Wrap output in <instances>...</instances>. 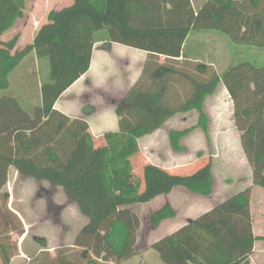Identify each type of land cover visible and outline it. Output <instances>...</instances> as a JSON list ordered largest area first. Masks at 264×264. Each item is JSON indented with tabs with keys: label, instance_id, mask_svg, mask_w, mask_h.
Returning a JSON list of instances; mask_svg holds the SVG:
<instances>
[{
	"label": "trees",
	"instance_id": "trees-1",
	"mask_svg": "<svg viewBox=\"0 0 264 264\" xmlns=\"http://www.w3.org/2000/svg\"><path fill=\"white\" fill-rule=\"evenodd\" d=\"M24 6L25 0H0V36L16 25ZM101 31L109 42L149 56L140 79L117 106L118 131L105 134L99 143L87 121L71 119L55 105L90 70L95 36ZM203 31L219 32L234 44L264 48V0H206L198 10L192 0H74L71 7L48 15L33 46L18 57L6 59L0 49V93L8 88L9 67H17L25 56L34 53L50 62V82L42 85L41 105L33 113L14 98H0V264H10L17 254L14 235L26 233L4 191L11 167L61 188L88 219L74 242L87 264H120L136 256L141 220L133 206L177 187L211 196V162L189 174H173L149 163L141 182L132 162L140 152L138 140L176 115L197 111L196 128L207 133L210 119L203 105L222 82L234 104L253 183L264 190V67L244 61L221 76L213 65L180 60L189 36ZM161 56L166 57L164 63ZM196 128L171 131L173 150L183 152L181 141ZM250 199L247 189L152 248L164 264H250L257 240ZM175 215L166 204L153 214V226ZM51 264L75 263L61 256Z\"/></svg>",
	"mask_w": 264,
	"mask_h": 264
},
{
	"label": "rangeland",
	"instance_id": "rangeland-1",
	"mask_svg": "<svg viewBox=\"0 0 264 264\" xmlns=\"http://www.w3.org/2000/svg\"><path fill=\"white\" fill-rule=\"evenodd\" d=\"M27 1V12L31 14L34 12L32 3L36 0ZM192 2L194 9L198 10L205 0H192ZM46 5V24H48L47 16L52 11L57 12L72 6L67 0H46ZM48 5L51 6L48 8ZM41 18V24L44 25L45 17ZM104 33L106 32H98L96 36L104 35ZM194 35L198 38H191L189 47H194L198 53H203L204 63L213 65L221 76L232 65L244 61L252 62L257 67H264V48L231 43L226 36L215 31L194 32ZM33 57L31 55L25 60L27 69L31 68ZM35 68H31L33 74L30 73L28 76L27 73H23L21 77L26 80L30 77L31 83L50 82L48 58H42L38 62L36 73ZM227 93L222 82L216 96L208 101L206 109L210 122L207 133L196 128L199 115L193 112L178 115L155 135L145 137L147 140L143 141L141 146L139 144L140 152L132 162L135 178L141 182L142 169L149 163L160 166L173 174H189L195 172L198 167L201 168L211 162L212 169L214 167L215 181L213 199L223 202L222 198L227 200L241 193V183L247 179L242 177L248 176V166L243 165L239 158L240 134L235 128L234 104ZM191 128L196 129L181 141L184 150L177 153L170 144L169 133ZM28 179L31 184L28 185L29 187L18 185L19 187L17 186L18 188L13 191L12 208L21 216L19 217L27 232V237L24 239L17 235L12 238V241L17 242L18 245L17 254L12 258L13 260L18 257L14 264H51L61 256L67 260L69 258L75 264H87L80 254L83 250L76 248L74 242L88 219L80 214L76 204L69 201L61 188L51 186L45 181ZM41 183L46 184V190L41 187L43 185ZM173 191L169 196L163 195L152 202L131 208L141 220L136 247L137 254L120 264H164L152 245L170 235L171 230L177 226L174 222L184 225L189 220L206 213L204 208L207 203L205 201H208L207 198L198 197L183 187H177ZM167 199L174 204L176 217L161 223V226L154 227L152 216L166 204ZM219 200L216 204H219ZM259 200H264L263 194L255 193L254 201ZM170 222L175 226L169 225ZM101 264H116V262Z\"/></svg>",
	"mask_w": 264,
	"mask_h": 264
},
{
	"label": "crops",
	"instance_id": "crops-1",
	"mask_svg": "<svg viewBox=\"0 0 264 264\" xmlns=\"http://www.w3.org/2000/svg\"><path fill=\"white\" fill-rule=\"evenodd\" d=\"M67 2L71 5L74 4V0H67ZM203 3L204 2H202V4ZM27 5L28 1L25 0L22 17L18 19L16 25L12 29L8 30L0 36V49L5 53L4 55L6 56V59L18 57V55L24 52L28 47L33 46L40 29L44 25H46V0H36L35 3H32V6H34V12L31 14H28L27 12ZM50 6L51 5H48V8ZM42 16L45 17L43 21L44 25H42V22L40 21L42 19ZM191 38L198 37H196L194 33L189 36L184 47V53L180 60L192 59L196 62L204 63L203 53H198L194 47H189ZM31 55L34 56L33 59L31 58V68L36 67L34 72H37V64L42 58H38L34 53L25 56L24 58H22L20 64L17 67L16 65L13 67H9V71H12L8 77V88L0 93V98L9 97L16 99L20 103V105L30 114L33 113L36 107L41 105V87L43 85V83L39 82L31 83L30 77L27 78V80L21 77L23 73H27L28 76L30 73L33 74V69H27V65L25 63V60ZM148 56L149 53L145 51L109 42L106 33H104V35L99 34L95 36V45L93 49L90 70L86 74H84L78 81H76L67 91H65L64 94H62V96L57 101L55 108L71 119H81L87 121L90 125V132L95 141L99 143L103 142V136L105 134L118 131L119 117L116 114L117 106L125 99L132 87L140 79ZM165 61L166 57L161 56L160 63H164ZM217 91L215 92V94L207 97L204 102L203 110L206 114L207 103L211 98L213 99L214 96H216ZM193 112L197 111H192L188 114H191ZM177 116L178 115L170 119L167 123H171V121ZM167 123L165 125H167ZM235 128L237 133L240 134V147L238 146V151L240 152L239 158L243 165L248 166V176L242 177L247 179H245L243 183H241L242 189L240 190V192H244L247 189H252L250 210L252 215L253 233L257 240L254 245V251L249 260L250 264H264V200L254 201L255 193H260L264 196V190L258 186H255L253 183L252 167L242 147V134L238 131L237 127ZM157 132L149 136L152 137ZM190 134H188V136ZM145 137L147 136L139 139L140 146L143 141L147 140L145 139ZM212 171V174H214V167ZM41 184H43L41 185V187L46 190V184ZM18 185L22 187H29L28 185L31 184L28 177L22 176L14 167H11L9 169L8 183L4 187V191L10 194L9 206L12 210V202L14 199L13 191H15V189L19 187ZM214 191L215 181L212 195L209 197L201 196V198H207L206 200H208L205 201L207 202L205 204L206 207L204 208L206 209V212L212 210L215 206L218 205L216 203L219 199H213V195L215 194ZM222 199L225 201L226 198ZM220 202L218 203L220 204ZM166 204H170L172 208H174V204L170 202L169 199H167ZM15 213L18 214L17 212ZM18 216L20 215L18 214ZM190 221H192V219L184 225L183 223L178 224L174 222L177 226H175L174 223H168L169 225H174L176 227L175 229H172L171 227L172 230L170 232V235L187 225ZM164 222H162V224ZM26 237L27 232L22 236V238L24 239ZM17 258L18 257L12 260V264L15 263Z\"/></svg>",
	"mask_w": 264,
	"mask_h": 264
}]
</instances>
